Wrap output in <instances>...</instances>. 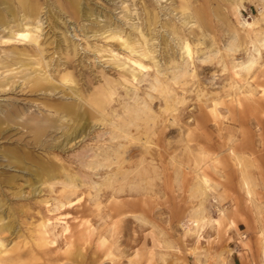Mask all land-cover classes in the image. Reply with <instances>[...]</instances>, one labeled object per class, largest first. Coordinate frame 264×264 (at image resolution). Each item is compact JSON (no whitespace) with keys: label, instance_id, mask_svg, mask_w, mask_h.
Here are the masks:
<instances>
[{"label":"rangeland","instance_id":"1","mask_svg":"<svg viewBox=\"0 0 264 264\" xmlns=\"http://www.w3.org/2000/svg\"><path fill=\"white\" fill-rule=\"evenodd\" d=\"M0 264H264V0H0Z\"/></svg>","mask_w":264,"mask_h":264},{"label":"bare ground","instance_id":"2","mask_svg":"<svg viewBox=\"0 0 264 264\" xmlns=\"http://www.w3.org/2000/svg\"><path fill=\"white\" fill-rule=\"evenodd\" d=\"M20 1V3H26L27 2V0H19ZM83 15V14H82ZM87 16V15H86ZM86 20V19H85ZM167 24V23H166ZM22 27V26H21ZM21 31V30H20ZM188 50V49H187ZM253 66V65H252ZM249 70V69H248ZM237 73V72H236ZM67 83V82H66ZM226 96V95H225ZM214 97V96H213ZM254 110V109H253ZM204 181H206L205 179H204ZM248 181H250V180H248V178H246V177H243V184H244V186L246 185H248ZM200 183H202V182H200ZM204 183V182H203ZM201 185V184H200ZM200 185H198V186H200ZM206 186H207V184H205ZM202 188V187H201ZM199 190H200V187H199ZM199 190H198V192H199ZM202 190V189H201ZM200 193V192H199ZM205 193V192H204ZM196 194H197V192H196ZM200 195V194H199ZM200 217V216H199ZM136 220V219H135ZM197 220V219H196ZM195 220V221H196ZM197 222V221H196Z\"/></svg>","mask_w":264,"mask_h":264}]
</instances>
